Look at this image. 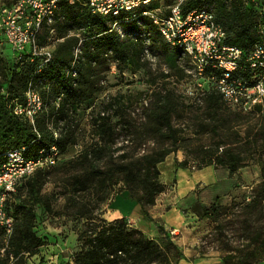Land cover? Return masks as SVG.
<instances>
[{
	"label": "rangeland",
	"instance_id": "obj_1",
	"mask_svg": "<svg viewBox=\"0 0 264 264\" xmlns=\"http://www.w3.org/2000/svg\"><path fill=\"white\" fill-rule=\"evenodd\" d=\"M13 2L0 0V10ZM42 25L37 36L39 42L53 50L64 37L74 36L77 43L73 55L80 53L79 45L85 36L72 9L57 6L51 21ZM112 28L127 42L141 39L150 44L153 53L144 60L132 57L130 64L114 63L117 66L114 72L109 70L112 62L107 61L98 72L97 83L91 85L87 99L75 106L70 124L73 141L61 152L54 166L39 173L40 193L46 197L49 209L33 205V230L43 244L26 257V264L71 263L79 246L76 235L84 222L76 212L87 210L106 216L110 200L126 186L123 181L110 186L109 179L102 181L96 177L91 180V188L78 192L75 197L71 191V176H91L92 164L102 170L122 162L138 165L144 161L141 156L167 147L177 149L170 156L187 159L190 171L200 169L204 164L202 160L209 159V154L218 170H225L220 159L225 163H232L231 157L237 159L228 181L211 189L196 187L198 197L191 203L195 213L191 204L184 208L188 233L179 234L183 246L178 247L184 258H177L169 251L172 264H264V100L248 110L232 106L229 109L220 103L219 107L226 113L220 125L216 123L214 111L206 104L204 91L195 84L197 75L189 61L178 58L173 49L159 39L152 41V30L142 22L137 28L118 25ZM65 32L67 35L61 36ZM14 58V50L0 37V96L11 103L22 101V95H15L22 94L27 85H23L19 69L14 67ZM33 88L41 95L39 87ZM161 88L174 94L171 134L176 140L173 143L169 131L152 111L155 100L152 93ZM41 97L45 103V98ZM102 109H105L104 115L111 117V124L120 117L119 123L104 135V141H100L94 122ZM99 145L102 147L98 151ZM215 196L221 209L217 221H212L200 213L202 204H211ZM74 198L78 204H85L86 209L75 207ZM115 207L130 219H137L140 214L139 206L125 191L116 197ZM124 220L127 227H133L126 218ZM154 239L161 246L166 243L161 234Z\"/></svg>",
	"mask_w": 264,
	"mask_h": 264
},
{
	"label": "trees",
	"instance_id": "obj_2",
	"mask_svg": "<svg viewBox=\"0 0 264 264\" xmlns=\"http://www.w3.org/2000/svg\"><path fill=\"white\" fill-rule=\"evenodd\" d=\"M263 3V0H187L183 6L184 12L205 9L213 13L215 21L225 31V43L241 50V58L234 75L247 83L256 81L264 75V67L256 61L248 60L254 45L264 44ZM60 5L65 9H72L78 17L85 36L79 45L80 53L73 55L77 38L66 36L67 32L61 35L66 37L53 48L51 58L46 63L30 52H14V67L19 69L23 85L27 84L22 94L20 92L15 96L23 97L29 85L37 86L46 102L42 100V108L31 124L26 119L14 115L10 108L12 101L9 102L0 96V153L23 146L25 147L23 154L26 157H35L40 150H48L51 146H56L60 158L61 152L73 141L70 124L73 121L74 108L89 96L91 85L97 83L101 67L107 61L112 62L109 70L113 69L114 72L117 68L114 63L130 64L132 57L144 60L153 53L151 45L143 40L127 42L126 38L120 36L121 34L111 26L113 17L91 14L85 5L80 3L69 5L60 0L57 6ZM141 10L138 9L128 22H119L118 26L137 28L142 22L147 25V29L152 30V41L159 39L164 45L171 47L178 58L189 61L187 57L181 55V50L177 46L170 45L163 39L149 17L140 13ZM107 21L111 24L107 25ZM37 43L45 46L39 40ZM210 75L218 78L220 71L207 68L202 75H197L195 84L204 91L206 104L214 111L216 123L223 125L221 119L225 121L226 113L219 104L223 103L228 108L230 106L223 100L214 84L208 80L207 76ZM173 95L171 90L164 88L152 93L155 98L152 111L162 127L169 131L171 143L176 140L174 134H171ZM104 111L105 109L99 111V116L94 121L100 141H104V135H108V131L120 121L119 117L111 124V117L108 114L104 115ZM118 113L115 115H119ZM101 147L99 145L96 150H101ZM176 150L175 147H167L155 154H145L141 156L144 161L138 165L122 162L113 168L110 166L102 170L99 165L92 164L90 166V174H94H91L92 177L89 174L71 176L72 195L77 197L78 192L91 188L92 178L99 177L102 181L109 179L110 186L123 181L125 188L116 192L112 198L125 191L139 206L141 212L148 216V208L154 204L156 196L165 189L159 180L157 165ZM210 155L212 154L208 155L210 158L206 161L202 160L204 163L202 167L214 166ZM230 160L232 163L219 160L225 165L221 167L229 175L235 168L237 159L231 157ZM176 165L187 167V159L176 162ZM44 170L45 168L35 169L16 186L15 191L10 193L6 200L7 211L14 222L11 234L5 240L4 230L0 228V264H26V257L35 253L43 244L42 239L33 230L35 217L33 205L40 204L44 209H49L46 197L40 193L39 173ZM217 199L218 197L215 196L211 204H202L200 215L217 221L221 209ZM72 202L75 207L86 209V205L78 204L75 198ZM191 207L192 212L195 213L193 204ZM76 213L84 218L83 226L76 235L78 251L74 254L71 263L66 261L63 264H172L168 256L169 251L177 258H184L172 236L161 226L157 227L158 235L164 236L166 241L164 246L140 229L127 227L124 217L107 220L101 214L92 211L78 210Z\"/></svg>",
	"mask_w": 264,
	"mask_h": 264
},
{
	"label": "built area",
	"instance_id": "obj_3",
	"mask_svg": "<svg viewBox=\"0 0 264 264\" xmlns=\"http://www.w3.org/2000/svg\"><path fill=\"white\" fill-rule=\"evenodd\" d=\"M59 1L14 0L10 6L2 7L0 37L14 52H30L46 63L51 58L52 50L47 46H40L37 36L42 23L51 21ZM63 1L69 5L83 4L91 14L113 17L112 27L119 22H128L138 9H142L140 13L149 17L163 39L170 45L177 46L181 55L188 58L196 75H202L207 68L220 71L218 78L211 75L207 78L227 105L248 110L264 100V75L248 83L234 75L241 58V50L225 43V31L215 21L210 10L192 9L184 12L183 6L187 0ZM248 60L256 61L264 67L263 43L254 45ZM10 108L14 115L33 124L35 115L42 108V97L29 85L24 91L23 100L13 102ZM24 150L25 147L22 146L0 153V228L4 230V240L11 234L14 222L6 206L10 193L35 169L49 168L59 160L56 146L40 150L35 157H26Z\"/></svg>",
	"mask_w": 264,
	"mask_h": 264
},
{
	"label": "crops",
	"instance_id": "obj_4",
	"mask_svg": "<svg viewBox=\"0 0 264 264\" xmlns=\"http://www.w3.org/2000/svg\"><path fill=\"white\" fill-rule=\"evenodd\" d=\"M179 161L181 160L178 155H168L164 161L157 165L159 180L165 189L156 196L154 204L148 208V216L144 215L141 210L137 219H130L122 215L121 211L115 207L116 197L120 195L118 194L110 200L104 217L107 220L124 217L131 222V226L140 229L151 238L158 235L157 227L161 226L172 236L173 241L179 247L183 246L179 234L184 236L189 230L184 208L198 197L195 192L196 187L205 186L207 189H211L230 178L226 170H218L212 165L202 167L197 171H190L188 167L177 166L176 162ZM165 164L166 167H163ZM165 168H167V172Z\"/></svg>",
	"mask_w": 264,
	"mask_h": 264
}]
</instances>
